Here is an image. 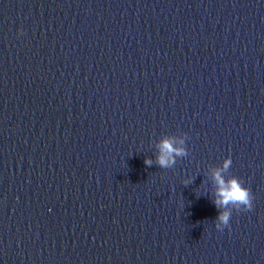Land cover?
Wrapping results in <instances>:
<instances>
[{
    "label": "clouds",
    "instance_id": "obj_1",
    "mask_svg": "<svg viewBox=\"0 0 264 264\" xmlns=\"http://www.w3.org/2000/svg\"><path fill=\"white\" fill-rule=\"evenodd\" d=\"M187 135V134H185ZM185 139L165 136L156 145L155 164L162 169H169L176 164L177 158L187 155ZM145 165H153L152 158H146ZM232 165L231 157L225 158L221 168L213 171V178L217 184L216 198L213 200L218 209V215L215 218V227L219 231L230 227L232 211H251L254 207V196L250 189L244 186L240 178L233 176L225 179L222 173L227 171ZM231 206V209H229Z\"/></svg>",
    "mask_w": 264,
    "mask_h": 264
}]
</instances>
